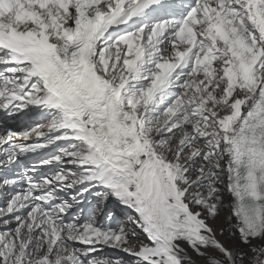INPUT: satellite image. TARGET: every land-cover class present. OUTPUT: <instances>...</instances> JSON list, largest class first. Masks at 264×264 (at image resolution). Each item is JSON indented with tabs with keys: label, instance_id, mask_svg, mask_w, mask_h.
Returning <instances> with one entry per match:
<instances>
[{
	"label": "snow or ice",
	"instance_id": "6c2138e0",
	"mask_svg": "<svg viewBox=\"0 0 264 264\" xmlns=\"http://www.w3.org/2000/svg\"><path fill=\"white\" fill-rule=\"evenodd\" d=\"M0 69V264H264V0H0Z\"/></svg>",
	"mask_w": 264,
	"mask_h": 264
},
{
	"label": "bare ground",
	"instance_id": "6f19581e",
	"mask_svg": "<svg viewBox=\"0 0 264 264\" xmlns=\"http://www.w3.org/2000/svg\"><path fill=\"white\" fill-rule=\"evenodd\" d=\"M0 70H2V69H0ZM0 117L4 118V120L7 122V119L5 118V116L3 115V113H0ZM17 118H19V117H17ZM8 121H9V122H8L9 125H13V124H15V123L17 122V120H16L14 117H13V118H9ZM28 121H30V120H28V119L25 120V121L20 125V127H23V125L26 124ZM29 125H33V124H27L25 127H27V126H29ZM33 139H35V137H33ZM22 159H23V157H22ZM33 162H36V160L25 161V160L23 159V161H20V164H21V167H23L24 165L31 164V163H33ZM7 175H11V174H7ZM4 176H5V173H3L2 171H0V178H3ZM23 187H25V186L22 184V185H20L18 188H14V189H4V188H0V207H4V206H6V204H7L8 200H9L10 196H11L15 191L22 190ZM225 197H226V199H225V203L227 204V203L230 202V197L228 196V194H227L226 192H225ZM65 198H67V197H65ZM222 215H227V211H225L224 213H222ZM100 220H101V222H104V217L101 216V217H100ZM12 226H15V224L13 223V225H11V227H12ZM3 230H4L3 227L0 226V231H3ZM142 238H143V236H142Z\"/></svg>",
	"mask_w": 264,
	"mask_h": 264
},
{
	"label": "rangeland",
	"instance_id": "374dc122",
	"mask_svg": "<svg viewBox=\"0 0 264 264\" xmlns=\"http://www.w3.org/2000/svg\"><path fill=\"white\" fill-rule=\"evenodd\" d=\"M7 119V123L9 122V118L8 117H5ZM17 122L13 125H11L12 127L14 128H18L20 127V125L25 121L27 120L26 118H23V117H14ZM33 123H37V121H33ZM32 123V124H33ZM9 124V123H8ZM108 207H111V205H109ZM14 227V226H12ZM94 255H103V256H108V257H119V258H122V259H125V260H128L130 259L126 254L122 253V252H119L117 250H112V249H104L102 252H98V253H95Z\"/></svg>",
	"mask_w": 264,
	"mask_h": 264
}]
</instances>
